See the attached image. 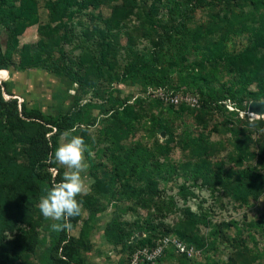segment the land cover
Returning <instances> with one entry per match:
<instances>
[{"label":"trees","instance_id":"trees-1","mask_svg":"<svg viewBox=\"0 0 264 264\" xmlns=\"http://www.w3.org/2000/svg\"><path fill=\"white\" fill-rule=\"evenodd\" d=\"M17 1L0 0V30L7 36L5 48L0 43V69L45 70L77 85L80 94L91 91L93 98L101 99L98 114L103 117L102 133L114 144L106 147L113 171L104 180L92 173L97 197L92 194L77 197L89 212L77 236L52 231L51 221L45 220L37 208L42 189L53 180L59 182L64 172L50 157L60 136L74 130L83 137L87 145L85 156L92 160L87 128L95 121L89 114L94 104L91 100L81 103L77 95L69 108L57 107L45 113L38 106L18 102L8 84L0 81V264H94L87 263L82 252L91 250L93 216L105 209L99 204L98 195L112 194L114 186L123 198L146 207L159 195L161 179L174 172V167L161 162V156L169 151L168 142L175 141L171 122L159 116L149 126L151 134L163 131L167 135L165 142L155 141L152 146L137 142L133 147H125L120 128L133 129L140 122L143 114L138 106L142 99L113 100L112 91H104L102 82L108 85L115 80L144 89L154 85L166 90L172 89L174 78L178 79L174 89L196 96V106L185 102L177 106L165 104L158 98L152 102L164 106L183 122L184 128L175 142L189 156L192 179L239 205L247 204L248 197L263 191L264 132L259 134L256 151L249 148L248 142L252 135L250 127L263 130L264 118L249 120L248 116L240 117L239 112L247 111L251 100L264 99V0H47L46 8L52 14L50 22L38 25L36 41L21 46L11 19ZM38 1H23L18 16L23 23L38 22ZM104 3L112 4L110 23L97 26L95 20L99 15L90 14L94 44L77 61H68L62 49L69 29L65 18L96 10ZM253 7L261 10L262 21H253ZM198 10L206 12L204 22L196 23ZM135 12L140 18L137 24L129 26V18ZM61 28L64 32L59 34ZM234 34L246 35V44L236 52L228 50V41ZM140 41L147 45L139 48ZM55 48L59 52L57 57L53 55ZM194 52L196 58L190 59ZM121 56L125 60L119 66ZM184 111L202 127H207V117L220 115L213 130L220 127L229 134L238 170L225 173L222 163L210 159L214 142L201 129L195 131L187 125ZM252 160L254 165L250 164ZM186 188L182 185L180 190ZM80 218L81 214L72 218V228ZM204 223H208L207 219ZM232 225L222 222L223 227ZM138 228L136 232L128 229L120 236L122 247L131 248L129 256L167 235L193 244L201 254L214 248V243L200 230L199 216L189 208L173 225L159 222L156 228L147 222ZM235 240L238 245L221 264H256V255L243 245L244 239ZM5 244L9 247L5 248ZM175 255L188 262L193 260L168 246L154 262L140 264H159Z\"/></svg>","mask_w":264,"mask_h":264},{"label":"rangeland","instance_id":"rangeland-1","mask_svg":"<svg viewBox=\"0 0 264 264\" xmlns=\"http://www.w3.org/2000/svg\"><path fill=\"white\" fill-rule=\"evenodd\" d=\"M23 1L18 0L16 2L17 6L11 17L20 46L36 41L38 38V25L49 23L52 17L51 12L48 11L45 5L47 0H39L38 22L36 24L23 23L18 17ZM111 6L112 4L104 3L96 10L89 9L82 14L74 13L65 18L69 29L67 38L62 41L64 58L68 61H77V58L84 51H90L94 44V35L91 31V26L94 23L90 14L99 15V19L95 20L97 26H105L110 23ZM252 9L253 21H262V17L259 16L261 10H256L255 7ZM206 16V12L202 10L196 11V23L204 22ZM139 18V14L133 13L129 18V26L137 24ZM63 32L61 28L59 34ZM121 38V42L124 43V37L122 36ZM6 41L5 31L0 30V43L3 48L6 46ZM245 44L246 35L234 34L228 41V50L236 52ZM143 45H147L145 41H140L137 46L141 48ZM53 55L54 57L59 55L56 48L53 50ZM189 58H196V53L194 52ZM124 60L123 56L119 58V66L123 65ZM0 81H5L8 84L13 94L12 97H16L18 102H26L29 107L38 106L45 113H51L57 107L69 108L77 95H80L81 103L91 100L94 107L89 108V114L95 118V121L87 128V133L90 137L88 149L92 160L86 157L90 167L85 174V181L91 186L90 194L97 197L93 188L94 179L92 173L104 180L113 171L112 164L108 160L109 152L106 147H114V144L110 138L102 133L103 125L100 121L103 117L98 114L100 110L98 105L102 100L93 98L91 91L86 94H80L77 85L70 84L67 79L41 69H27L24 71L15 70L12 67L7 70L0 69ZM176 81L174 78L173 85H171L172 89L167 88V92L186 94L182 89H174V84H177ZM101 86L107 93L112 91L110 95L113 100L123 101L130 99L132 102L137 97L142 99V103L138 106L139 112L143 114L140 122L136 123L133 129L120 128L121 143L125 147H133L137 142L148 144V146H152L155 141H158V143L165 142L166 134L165 136H161V133L151 134L149 130L151 121L159 116L171 122L174 140H177V136L184 128L183 122L180 118L169 114L167 109L163 108L164 106L160 107L153 104L152 101L156 98L154 93L158 89L156 86L149 85L144 89L140 85H130L127 82L118 83L115 80L108 85L102 82ZM4 96L6 98L9 97L6 93H4ZM108 102L111 104L112 101ZM226 106L228 109H232L231 106ZM183 114L185 116L184 120L192 130L201 129L203 135L208 136L214 142L215 150L211 154L210 159L222 163L225 173L238 170L233 158V147L229 134L225 133L220 127L218 130H213L214 125L221 119L220 115L215 114L207 117L208 125L207 127H202L196 125L188 111H184ZM239 116H248L249 120L258 118L248 115L246 111L239 112ZM250 130H252V135L248 146L251 150L256 151L260 144L259 134L264 132V129L256 130L252 126ZM72 132L74 135L80 136V133ZM63 140L64 134L60 136L59 144ZM175 141L168 142L169 151L167 155L161 156L162 164L174 167V172L168 177L161 179L159 195L154 200L149 201L146 207H140L136 201L123 198V195L119 193V189L114 188V186L111 188L112 194L98 195L99 204L104 206L105 209L93 216L94 224L90 233L91 250L82 252L85 261L94 264H121L127 260L131 251L129 247H122L121 234L123 235L128 229L136 232L139 229L138 227L145 226L147 222H150L156 228L159 222L173 225L184 213L185 208H189L199 216L200 230L208 237V240L214 243V248L206 250L200 257L193 258L191 262L175 255L173 259L164 260L159 264H221L226 262L229 254L238 245L239 242L235 239H244L243 245L251 254L256 255L255 263L264 264V189L260 194L248 197V203L244 205H239L217 192L212 193L209 189L203 187L199 180L192 179L189 174L191 163L189 156ZM250 164L254 165V160ZM129 168L131 171L134 170V166L131 164ZM182 185L187 186L183 192L180 190ZM88 216L89 212L82 203L81 218L69 234L77 236L83 225V220ZM204 218L207 219L208 225L204 223ZM222 222H230L233 225L223 227ZM220 230L221 232H219ZM140 234L142 232H139ZM11 235V232L7 233L8 238ZM4 247L8 248L9 245L5 244ZM14 264H17V262H14ZM152 264H157V262Z\"/></svg>","mask_w":264,"mask_h":264},{"label":"clouds","instance_id":"clouds-1","mask_svg":"<svg viewBox=\"0 0 264 264\" xmlns=\"http://www.w3.org/2000/svg\"><path fill=\"white\" fill-rule=\"evenodd\" d=\"M86 152L87 145L83 137L68 131L50 157L52 163L61 166L64 172L59 182L53 180L42 189L37 208L45 220L51 221L52 231L70 233L72 218L79 216L82 211V200L78 201L77 197L91 193V186L85 181V174L90 167Z\"/></svg>","mask_w":264,"mask_h":264},{"label":"built area","instance_id":"built-area-1","mask_svg":"<svg viewBox=\"0 0 264 264\" xmlns=\"http://www.w3.org/2000/svg\"><path fill=\"white\" fill-rule=\"evenodd\" d=\"M154 97L158 98L165 104L179 105L185 102L191 106H196L198 104V99L194 95H184L180 93L167 92L164 89L158 88ZM168 246H173L174 250L178 254H185L188 258L200 257L201 251L193 244H188L184 240L173 236L167 235L158 239L152 246H144L142 248L136 249L128 258L125 264H140L141 262H154L159 258L164 250Z\"/></svg>","mask_w":264,"mask_h":264},{"label":"water","instance_id":"water-1","mask_svg":"<svg viewBox=\"0 0 264 264\" xmlns=\"http://www.w3.org/2000/svg\"><path fill=\"white\" fill-rule=\"evenodd\" d=\"M246 113L251 116L264 117V99L260 100H251L247 105ZM161 136H165V133L162 131ZM141 235V234H140Z\"/></svg>","mask_w":264,"mask_h":264},{"label":"bare ground","instance_id":"bare-ground-1","mask_svg":"<svg viewBox=\"0 0 264 264\" xmlns=\"http://www.w3.org/2000/svg\"><path fill=\"white\" fill-rule=\"evenodd\" d=\"M254 116V115H253Z\"/></svg>","mask_w":264,"mask_h":264}]
</instances>
